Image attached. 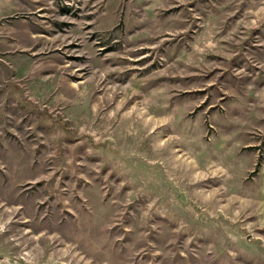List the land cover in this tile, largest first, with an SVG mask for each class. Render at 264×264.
<instances>
[{"label": "rangeland", "instance_id": "rangeland-1", "mask_svg": "<svg viewBox=\"0 0 264 264\" xmlns=\"http://www.w3.org/2000/svg\"><path fill=\"white\" fill-rule=\"evenodd\" d=\"M0 264H264V0H0Z\"/></svg>", "mask_w": 264, "mask_h": 264}]
</instances>
